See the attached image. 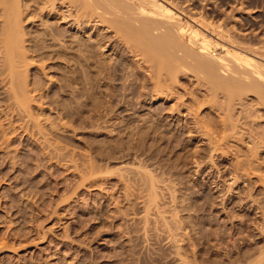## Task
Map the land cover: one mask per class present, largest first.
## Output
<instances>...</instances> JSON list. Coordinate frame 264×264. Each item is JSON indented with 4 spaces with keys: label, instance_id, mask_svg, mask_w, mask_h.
I'll list each match as a JSON object with an SVG mask.
<instances>
[{
    "label": "rangeland",
    "instance_id": "rangeland-1",
    "mask_svg": "<svg viewBox=\"0 0 264 264\" xmlns=\"http://www.w3.org/2000/svg\"><path fill=\"white\" fill-rule=\"evenodd\" d=\"M167 1L209 37L262 47L264 63V0ZM29 29L34 50L12 65L23 89L0 49V264H264L257 96L231 102L232 140L244 136L222 142L212 130L222 101L201 95L189 67L174 83L182 97L157 95L138 77L145 65L104 47L102 62L120 69L77 73L35 52L43 34ZM250 147L257 171L242 159Z\"/></svg>",
    "mask_w": 264,
    "mask_h": 264
},
{
    "label": "bare ground",
    "instance_id": "bare-ground-1",
    "mask_svg": "<svg viewBox=\"0 0 264 264\" xmlns=\"http://www.w3.org/2000/svg\"><path fill=\"white\" fill-rule=\"evenodd\" d=\"M174 5L167 0H0L1 17H3V28L1 27L0 32L2 35L0 37L3 38L0 43H3L0 45V49L2 48L1 51L5 52V54L2 52L3 56L5 55V62L4 59L2 61L3 65H5L4 67L11 66L12 69L18 57L25 58L27 56L26 52L30 48L33 49L34 45H30L32 42H29L32 41L30 37H33L29 35L31 32L29 28L36 27L42 31L44 44L34 46L35 52L37 49L43 50L45 56L51 55L56 60L59 59L60 61L57 60L56 63L58 62L62 67L71 68L70 70L77 73L92 71L93 67L109 73L110 69L112 72L114 68L120 69L116 59L111 58V62H102L103 60L100 59V56L103 55L101 49L111 48L112 52L116 51L121 57L127 58V63L132 68L139 71V68L145 65L147 76L138 72V77L142 80L143 87L149 84L157 95L163 94L168 97H171V94L181 95L183 89L180 85L174 84L175 79L185 74L186 70L190 68L189 71L194 75L196 84L201 87V95L209 96L214 101H222L221 107L219 105L214 109L220 119L216 121L215 130L212 129L213 132L221 140L227 141L228 138L232 140L233 130L235 132L238 128L236 126L241 124L238 125L240 121H236L237 118L234 117L236 107H230L232 106L231 102L237 99L240 101L242 97L252 93L257 96V104L261 106L255 108L254 112L262 111L264 113V63L259 60L257 55L260 54L262 47H254L253 44L250 47L242 45V42L231 36L209 37L199 29L200 25H198L199 28L189 25L186 19L181 16V14L184 15L182 8L178 9V5ZM35 16L39 18L35 19ZM53 19L59 25L55 26ZM30 24L31 26H28ZM79 31L82 33L79 34ZM184 38L189 41L187 42ZM263 54L261 56H264ZM23 58H20V62L25 61L22 60ZM13 60H15L14 63ZM12 71L10 84L13 83V87H18L19 83H17L18 86L14 85L16 79L13 74H15V78L19 77L13 69ZM75 76L77 77V75ZM76 77L75 81L79 82V77ZM149 79L153 82H149ZM19 88L23 89L22 86ZM15 93L17 97L20 94L19 91H15ZM146 94L147 92L144 90L139 96ZM21 99L19 104L23 102ZM244 107L246 108V106ZM254 112L251 108V111L246 115H255ZM201 120L203 122L198 124L203 126L202 123H204L206 128L203 127L207 129L206 133H208L209 123ZM203 131L205 132V130ZM228 131L231 134L225 135ZM262 135L259 136L260 140L264 139L261 137ZM216 138L217 136L214 139ZM236 138L232 141H237V139L241 141L240 137ZM223 140L222 142L225 141ZM219 143H213L215 145L213 146L216 147ZM258 144L253 143L252 147L254 145L253 148H255ZM225 145L227 146L226 143ZM231 145L236 146L237 144L232 143ZM260 146L264 148V140ZM260 146L258 147L260 148ZM237 149L240 150L238 147ZM247 150H244L245 154L251 150L248 152V154L251 153L250 156H247L250 159H242L245 162L249 160L248 163H254L253 168L252 164L249 166L243 160L242 165L248 164L244 168L249 166L254 171L259 170L260 163L264 161H259L257 156L259 153L256 155L257 152L251 147L250 150ZM253 153H255L254 157ZM245 154L244 157L247 155ZM242 165H240L241 169H244ZM238 168L237 170H240L239 166Z\"/></svg>",
    "mask_w": 264,
    "mask_h": 264
}]
</instances>
